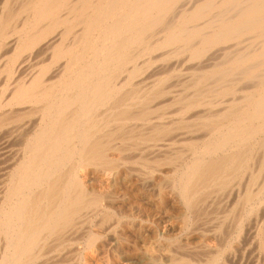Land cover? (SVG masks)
<instances>
[{
  "label": "bare ground",
  "instance_id": "1",
  "mask_svg": "<svg viewBox=\"0 0 264 264\" xmlns=\"http://www.w3.org/2000/svg\"><path fill=\"white\" fill-rule=\"evenodd\" d=\"M0 162V264H264V0H0Z\"/></svg>",
  "mask_w": 264,
  "mask_h": 264
},
{
  "label": "rangeland",
  "instance_id": "2",
  "mask_svg": "<svg viewBox=\"0 0 264 264\" xmlns=\"http://www.w3.org/2000/svg\"><path fill=\"white\" fill-rule=\"evenodd\" d=\"M1 163V162H0ZM264 224H263V226H262V228H261V232H260V238L263 240V244H264ZM247 231L245 230L244 231V240L246 241L247 240V236H248V232L246 233ZM246 242H248L249 243V241H246ZM249 245H251V244H249ZM248 245V246H249ZM253 245V244H252ZM251 245V246H252ZM250 246V248H253V249H249V251L248 250H246L245 251V255L244 256H242V255H237V257L236 258H232V259H230V261H229V264H249V262H250V264H256V258H254L255 257V255H254V252L253 251H255L254 250V248H255V245H253L252 247ZM235 247H238V246H235ZM249 248V247H248ZM249 252H252V253H249ZM249 255V256H248ZM240 257H242V259L240 258ZM244 257V258H243ZM251 258V259H250ZM234 259H235V261H234ZM238 259V260H237ZM239 259H240V261H239ZM247 259V260H246ZM245 262V263H244Z\"/></svg>",
  "mask_w": 264,
  "mask_h": 264
}]
</instances>
